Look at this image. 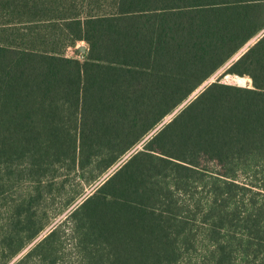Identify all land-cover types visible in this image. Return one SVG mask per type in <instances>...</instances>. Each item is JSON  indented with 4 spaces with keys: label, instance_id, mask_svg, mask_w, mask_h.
<instances>
[{
    "label": "trees",
    "instance_id": "trees-1",
    "mask_svg": "<svg viewBox=\"0 0 264 264\" xmlns=\"http://www.w3.org/2000/svg\"><path fill=\"white\" fill-rule=\"evenodd\" d=\"M262 31L264 0H0V264L134 150L71 215L82 264H264V35L224 73L251 88L162 125Z\"/></svg>",
    "mask_w": 264,
    "mask_h": 264
},
{
    "label": "rangeland",
    "instance_id": "rangeland-1",
    "mask_svg": "<svg viewBox=\"0 0 264 264\" xmlns=\"http://www.w3.org/2000/svg\"><path fill=\"white\" fill-rule=\"evenodd\" d=\"M253 40H251V41H253ZM86 46H87V44L85 42L79 43L76 48H72V49H69L67 51V56L68 57H75V58L83 61V54L82 53H77V49H79V47H86ZM246 46L232 60L236 61L235 59L239 55L243 54V52L246 50ZM231 61L225 67H223L222 69H220L214 76H212L206 83L208 85H210L211 83H214V82L220 80V82L221 83H224V84L235 85V86H239V87L251 88L252 87V82L247 77H239V76H236V75H225L224 76L225 71L231 66L230 65L232 63ZM238 78H241V79H238ZM172 117H173V115L170 116V117H168L165 120V123H167ZM147 139H149V138H147ZM147 139L145 141H147ZM143 143L140 144L137 147V149H141L143 147L142 146ZM97 186L98 185H96L92 189H89L86 192V194L84 195L85 196V199H83L81 202H79L81 200L80 199L78 201L79 204H77L78 203L77 202L76 203L77 205L75 204L70 210H68L64 214V216H62L61 218L57 219L28 249H26L21 255H19L11 264H14L15 262L21 260L26 255V253L31 250V248L35 247L38 243H40L41 241H43L54 229L58 228L59 226L61 227L62 231H64V233L66 231L68 232L67 233L68 234L67 239H66L65 243L63 244V251H62V253L64 254V256L62 258H60V261H59L60 263L59 264H82V261H81V257L82 256H79V254H81L80 248L77 245V241L74 240V239H72V237H71V234L76 230V228L78 226V222H77V220L75 218H71V215L75 212V210H77L85 202V200L88 197H90L91 195H93L95 193L94 189ZM23 264H40V263H38L35 259H31V260L26 261Z\"/></svg>",
    "mask_w": 264,
    "mask_h": 264
},
{
    "label": "water",
    "instance_id": "water-1",
    "mask_svg": "<svg viewBox=\"0 0 264 264\" xmlns=\"http://www.w3.org/2000/svg\"><path fill=\"white\" fill-rule=\"evenodd\" d=\"M264 35V31H262L253 41H251L247 46H246V50L243 52V54L247 51V49L250 47V46H252V45H254L255 43H256V41L259 39V38H261L262 36ZM79 49L82 51V52H84V47H79ZM243 54H241V55H239L235 60L237 61ZM234 60H232L231 62H233ZM208 86V84L206 83V84H204L201 88H199L174 114H173V116L180 110V109H182L186 104H188L192 99H194L200 92H202L203 90H204V88L205 87H207ZM165 124V122L162 124V125H164ZM161 125V126H162ZM160 126V127H161ZM159 127V128H160ZM158 128V129H159ZM158 129H156L148 138H150ZM135 151V150H134ZM134 151L133 152H131L128 156H126L116 167H114L97 185H99L102 181H104L106 178H108L120 165H122L129 157H130V155L132 154V153H134ZM83 199H85V196L79 201V202H81ZM79 202L77 203V204H79ZM76 204V205H77Z\"/></svg>",
    "mask_w": 264,
    "mask_h": 264
},
{
    "label": "bare ground",
    "instance_id": "bare-ground-1",
    "mask_svg": "<svg viewBox=\"0 0 264 264\" xmlns=\"http://www.w3.org/2000/svg\"><path fill=\"white\" fill-rule=\"evenodd\" d=\"M238 79H241V78H238ZM230 80V79H229ZM244 80V79H243Z\"/></svg>",
    "mask_w": 264,
    "mask_h": 264
}]
</instances>
